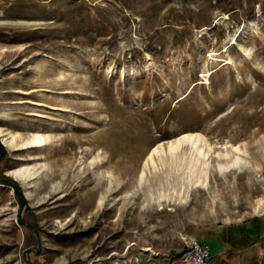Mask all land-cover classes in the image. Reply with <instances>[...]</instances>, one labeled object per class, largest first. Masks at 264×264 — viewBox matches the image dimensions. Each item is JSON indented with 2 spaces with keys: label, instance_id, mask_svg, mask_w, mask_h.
<instances>
[{
  "label": "rangeland",
  "instance_id": "rangeland-1",
  "mask_svg": "<svg viewBox=\"0 0 264 264\" xmlns=\"http://www.w3.org/2000/svg\"><path fill=\"white\" fill-rule=\"evenodd\" d=\"M0 158V264H264V0H0Z\"/></svg>",
  "mask_w": 264,
  "mask_h": 264
},
{
  "label": "built area",
  "instance_id": "built-area-1",
  "mask_svg": "<svg viewBox=\"0 0 264 264\" xmlns=\"http://www.w3.org/2000/svg\"><path fill=\"white\" fill-rule=\"evenodd\" d=\"M212 257L209 246L197 238H193L188 242L181 255V259L186 264H211Z\"/></svg>",
  "mask_w": 264,
  "mask_h": 264
},
{
  "label": "bare ground",
  "instance_id": "bare-ground-1",
  "mask_svg": "<svg viewBox=\"0 0 264 264\" xmlns=\"http://www.w3.org/2000/svg\"><path fill=\"white\" fill-rule=\"evenodd\" d=\"M193 136V134L190 135V138ZM48 141V140H47ZM32 142L35 146H38V147H42L45 145V138L42 137V135H38L37 137L35 136V138L30 141ZM47 143V142H46ZM176 148V147H175ZM157 150V148H156ZM155 153V152H154ZM200 153H202V150H200ZM153 154V153H152ZM151 154V156H152ZM154 155V154H153ZM155 159V157H154ZM100 160V159H98ZM97 161V160H96ZM94 162V161H93ZM98 162V161H97ZM101 165V164H100ZM150 167V166H149ZM114 175V174H113ZM147 175V168H145L143 171H142V174H141V177H142V181H144V178L146 177ZM111 176V175H110ZM24 178H27L28 176L26 174L23 175ZM147 178V177H146ZM116 180V178H115ZM88 190V189H87ZM86 194V193H85ZM103 203V202H102Z\"/></svg>",
  "mask_w": 264,
  "mask_h": 264
},
{
  "label": "trees",
  "instance_id": "trees-1",
  "mask_svg": "<svg viewBox=\"0 0 264 264\" xmlns=\"http://www.w3.org/2000/svg\"><path fill=\"white\" fill-rule=\"evenodd\" d=\"M3 156H5V155H3ZM1 158H2V155H1ZM1 158H0V159H1ZM18 190H19V189H18ZM18 192H19V191H18ZM19 195H20V194H19ZM20 197L23 198L22 196H20ZM247 231H249L248 228H246V233H247ZM227 242H229V241H227ZM182 254H183V252H182ZM182 254H181V255H182Z\"/></svg>",
  "mask_w": 264,
  "mask_h": 264
}]
</instances>
